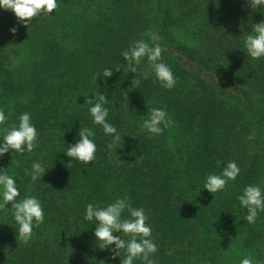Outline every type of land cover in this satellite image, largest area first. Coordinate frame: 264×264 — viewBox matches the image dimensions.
I'll list each match as a JSON object with an SVG mask.
<instances>
[{
    "label": "trees",
    "instance_id": "obj_1",
    "mask_svg": "<svg viewBox=\"0 0 264 264\" xmlns=\"http://www.w3.org/2000/svg\"><path fill=\"white\" fill-rule=\"evenodd\" d=\"M262 19L264 9L253 12L248 0H61L51 16L27 24L0 9L4 126L29 112L39 132L31 153H5L0 168L45 210L27 244L10 211H0V264H120L96 245L95 225L83 216L88 203L125 196L149 216L156 264H239L247 255L264 264V212L250 224L236 199L246 185L264 187V59L242 50ZM147 33L166 49L162 60L177 77L171 90L154 74L140 75L151 72L146 59L138 75L127 73L121 52ZM106 67L113 76L96 80ZM98 92L110 99L109 122L123 137L116 153L85 103ZM151 107L166 108L174 121L154 137L141 128ZM80 123L96 130L88 165L64 153ZM228 160L241 169L237 179L222 192L203 189ZM33 161L49 168L35 183L26 175Z\"/></svg>",
    "mask_w": 264,
    "mask_h": 264
},
{
    "label": "clouds",
    "instance_id": "obj_2",
    "mask_svg": "<svg viewBox=\"0 0 264 264\" xmlns=\"http://www.w3.org/2000/svg\"><path fill=\"white\" fill-rule=\"evenodd\" d=\"M60 4L61 0H0V9L10 10L18 23L27 24L32 18L42 15L51 16ZM248 4L253 12L264 9V0H248ZM251 29L250 33L243 36L242 50L253 60L264 59V19L252 24ZM16 31L15 27L10 29L13 34ZM147 37V40L133 41L121 52L127 73L138 75L137 66L146 59L151 72L140 75L147 79L149 75L154 74L161 87L171 90L177 84V77L170 65L162 60V53L166 49L158 42L159 37L155 34L147 33ZM149 41L152 43L150 44ZM112 68L106 67L98 72L96 80L98 77L102 79L112 77ZM114 68L116 71H121L119 67ZM85 103L89 106L88 113L92 124L99 126L103 134L109 137L106 145L108 151L116 153L123 137L117 127L109 122L110 99L106 98L105 93L98 92L91 94V98L85 96ZM8 119L5 111L0 109V157L12 152L19 155L31 153L39 144V132L32 121L31 113H21L18 116V123L5 127ZM173 124V118L166 108L151 107L146 115L142 116L141 128L150 134V137H154L162 135L165 129L171 128ZM77 137L74 144L67 145V150L64 152L66 156L85 165L94 162L97 152L95 128L82 127L80 123ZM249 139L255 137L251 136ZM220 164L221 161H217V165ZM47 169L49 168L42 162L33 161L26 175L35 183L41 180ZM240 171L234 160H228L219 174L213 172L206 175L203 189L212 194L222 192L229 181L237 179ZM236 199L239 207L242 210L246 209L244 220L250 224L255 223L260 213L264 212V187L259 184L246 185ZM4 210L10 211L16 236L25 244L32 239L34 228H38L45 221L42 201L35 195L21 196L17 179L8 168H0V211ZM83 219L95 225L96 245L100 249L110 250L113 259L119 256L120 264H136V261H140L141 264H156L153 256L158 248L152 235L149 216L143 207H134L128 197H117L104 206L88 203ZM118 233H123L127 239L122 238ZM112 245L115 247L112 248ZM239 264H256V262L251 255H247L240 259Z\"/></svg>",
    "mask_w": 264,
    "mask_h": 264
}]
</instances>
